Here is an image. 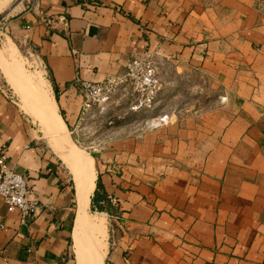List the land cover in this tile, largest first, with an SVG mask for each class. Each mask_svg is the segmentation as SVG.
<instances>
[{
  "label": "crops",
  "instance_id": "0c3cea01",
  "mask_svg": "<svg viewBox=\"0 0 264 264\" xmlns=\"http://www.w3.org/2000/svg\"><path fill=\"white\" fill-rule=\"evenodd\" d=\"M0 34L36 54L64 132L94 154L103 264H264V0H0ZM146 53L165 87L145 112L167 123L125 121L127 85L81 121L80 81ZM0 80V154L39 204L23 221L0 196V264H80L74 175Z\"/></svg>",
  "mask_w": 264,
  "mask_h": 264
},
{
  "label": "bare ground",
  "instance_id": "6f19581e",
  "mask_svg": "<svg viewBox=\"0 0 264 264\" xmlns=\"http://www.w3.org/2000/svg\"><path fill=\"white\" fill-rule=\"evenodd\" d=\"M19 56L14 47L4 46L0 49V64L3 65L6 62L10 65V73L14 76L13 80L17 85L22 83L24 86L30 87V90L31 88L33 89L31 94L34 95V101L32 103L37 105L40 118L49 132L56 151L74 175L79 203V216L75 226L74 237L79 263L103 264L106 255L105 237L107 228L105 220L102 218L103 214H97L96 217L91 216L89 209L90 199L95 190L97 180L93 158L85 151L71 144L56 113V107L46 79L41 73L34 77L24 74ZM19 94L22 96L23 102L27 103L28 106L29 100L26 98L25 93L21 91ZM149 122L150 124H155V122Z\"/></svg>",
  "mask_w": 264,
  "mask_h": 264
},
{
  "label": "built area",
  "instance_id": "2783aa9c",
  "mask_svg": "<svg viewBox=\"0 0 264 264\" xmlns=\"http://www.w3.org/2000/svg\"><path fill=\"white\" fill-rule=\"evenodd\" d=\"M2 85L0 80V87ZM80 85L85 94L81 121L88 118L94 106H98L100 114H107L110 111L114 94L125 85L131 88L133 96L127 108L129 112L153 111L165 87L157 72L154 59L149 53L141 56L134 55L127 70L122 74L107 77L102 81L81 80ZM221 100H226V97H222ZM150 119H156L157 123L148 124ZM150 119L145 123L148 127L167 123L166 115ZM108 123L112 124L113 121L109 120ZM0 196L11 207L20 210L23 221L39 209L38 202L29 196L27 176L17 172L9 164L5 153L0 154ZM111 201L116 202L115 198Z\"/></svg>",
  "mask_w": 264,
  "mask_h": 264
},
{
  "label": "rangeland",
  "instance_id": "374dc122",
  "mask_svg": "<svg viewBox=\"0 0 264 264\" xmlns=\"http://www.w3.org/2000/svg\"><path fill=\"white\" fill-rule=\"evenodd\" d=\"M10 40L14 43V45H15V47L17 49V52L20 55L19 56V59H20V61L22 63L21 66L23 68V73L26 74V75H29V76H33V77L36 76V75H38L39 73H41V75L44 77L43 67H41L40 62L37 59L36 54L32 55L31 51L28 50V47L25 48L24 46L22 47L20 45H16L15 41L12 40L10 37L4 36L3 34H0V46L2 48ZM0 67L2 68V70L4 72V75H5L6 79H7V81L13 87V89H11V90H14L16 92V93L14 92L15 94H19V92L23 91L25 93V95H26V98L29 100L28 101V106H27V103H24L23 102V98L19 94V96L21 98V105L23 106V108L27 112H29L32 116H34L35 118L41 120V118H40V112H39V109H38L37 105L35 103H32L34 101V95L31 94L33 92V89L31 88V90H32L31 91L30 90V87L24 86L22 83H21V85L20 84L17 85L14 82V80H13V77L14 76L12 75V73H10L11 68H10V65L9 64H7L6 62H4L3 65L0 64ZM119 109H120L119 107L116 109L115 115H117L120 112ZM157 109H160V105H159V107H157ZM125 113H126L125 114V121H130L131 123H133V122L134 123H139V121H142V124H145L146 121H148V119L153 118V117L156 116L155 113L154 114H150V113L145 112V111L135 112V113L129 112V111L128 112L125 111ZM119 115L121 116V115H123V113L120 112ZM117 116L116 117H113V118H115V120L112 123V125H115L117 123V120H121V119H118L120 117L117 118ZM149 121H152V122H155V123L157 122V120H154V119H150ZM148 124H150V122H148ZM67 137L69 138V140L71 141V144L73 146H75L76 148H79V149L85 151L86 153H88L90 156H92L94 158V156H93L94 154H92V152L90 151L89 148H86L87 147V144H86L87 142H86V139L85 138L79 139V140H76V138H74V141H75L74 142L70 138V136L68 134H67ZM90 214H91V216L96 217L97 214H101V213H99V212H91ZM102 218H104L105 224H106V228H107V222H106L105 215H103ZM107 236H108V234H107V231H106V237H105L106 247H107Z\"/></svg>",
  "mask_w": 264,
  "mask_h": 264
},
{
  "label": "trees",
  "instance_id": "16d2710c",
  "mask_svg": "<svg viewBox=\"0 0 264 264\" xmlns=\"http://www.w3.org/2000/svg\"><path fill=\"white\" fill-rule=\"evenodd\" d=\"M99 182L97 180V189L95 191V195L92 197V210L98 211H107L111 213L112 208L107 196L100 194L99 192Z\"/></svg>",
  "mask_w": 264,
  "mask_h": 264
}]
</instances>
